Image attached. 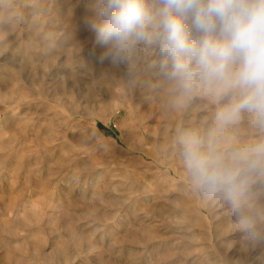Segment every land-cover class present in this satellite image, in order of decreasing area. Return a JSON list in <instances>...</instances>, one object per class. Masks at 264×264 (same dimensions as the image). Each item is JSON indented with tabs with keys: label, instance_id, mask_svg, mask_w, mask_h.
I'll return each mask as SVG.
<instances>
[{
	"label": "rangeland",
	"instance_id": "1",
	"mask_svg": "<svg viewBox=\"0 0 264 264\" xmlns=\"http://www.w3.org/2000/svg\"><path fill=\"white\" fill-rule=\"evenodd\" d=\"M90 2L0 0V264H264V120L219 124L234 92L183 94L157 42L101 62Z\"/></svg>",
	"mask_w": 264,
	"mask_h": 264
},
{
	"label": "clouds",
	"instance_id": "2",
	"mask_svg": "<svg viewBox=\"0 0 264 264\" xmlns=\"http://www.w3.org/2000/svg\"><path fill=\"white\" fill-rule=\"evenodd\" d=\"M84 23L103 48L101 62L122 61L137 41L157 42L183 94L200 85L234 92L219 124L242 111L264 120V0H91ZM182 143L194 177L216 183L195 134L185 133Z\"/></svg>",
	"mask_w": 264,
	"mask_h": 264
}]
</instances>
